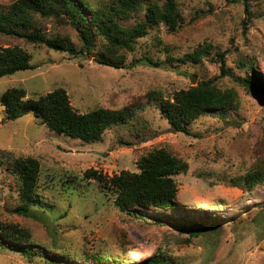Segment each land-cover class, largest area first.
<instances>
[{
  "label": "rangeland",
  "instance_id": "obj_1",
  "mask_svg": "<svg viewBox=\"0 0 264 264\" xmlns=\"http://www.w3.org/2000/svg\"><path fill=\"white\" fill-rule=\"evenodd\" d=\"M15 1L0 0V9L8 10ZM86 1L96 9L111 2ZM178 3L185 19L181 29H152L127 55L124 69L99 64L98 50L71 56L0 33L1 48H23L35 66L0 78V223L29 231L32 240L24 245L36 252L28 258L0 247V264H128L144 262L158 251L173 264H264V179L245 182L258 165L264 166V95L250 94L230 76L222 77L220 65L210 61L218 51L231 50L227 64L238 74L235 60L243 54L255 59L254 71L264 82V0H250L249 15L241 3L227 0ZM42 27L46 35L67 39L77 52L82 49L71 26L50 19ZM206 43L213 46V55L197 64L179 61ZM143 56L158 66L131 67L133 59ZM203 80L236 90L238 100L226 118L206 114L182 134L171 128L159 106L148 103L151 93L172 98L175 91ZM13 87L23 88L28 99L62 88L81 113L136 104L138 119L114 126L98 142L51 131L30 112L2 122L1 96ZM160 149L188 165L186 174L174 177L176 209L135 207L123 213L111 193L84 177L89 170L108 177L139 172L138 160ZM21 157L41 165L37 194L43 203L30 217L15 212L21 204L20 183L9 164ZM184 223L218 225V230L190 238L177 226Z\"/></svg>",
  "mask_w": 264,
  "mask_h": 264
},
{
  "label": "trees",
  "instance_id": "obj_2",
  "mask_svg": "<svg viewBox=\"0 0 264 264\" xmlns=\"http://www.w3.org/2000/svg\"><path fill=\"white\" fill-rule=\"evenodd\" d=\"M227 1L231 4L241 3L245 12L250 14V0ZM50 19L77 31L83 45L79 52L67 43V39L58 35H46L42 25ZM134 20L132 25H124ZM184 21L178 0H111L109 5L97 9L92 8L86 0H17L8 10L0 9L1 34L71 56L91 54L98 50L97 62L117 69H124L127 55L136 52L138 41L150 35L152 29L162 26L172 33L180 30ZM213 50V46L206 43L192 53L183 55L179 61L197 64L213 55ZM230 53L231 50L218 51L210 61L220 65L222 77L230 76L240 88L250 94L264 95V82L257 78L254 71L255 59L244 57L243 54L236 56L237 74L228 67ZM30 59V54L21 47H0V78L34 70L35 66L31 65ZM143 64L158 66L147 56H143L133 59L131 67ZM237 97L235 89L223 90L214 81L203 80L186 90L175 91L172 98L166 99L159 93H151L147 100L149 104L159 106L163 118L177 133L189 134L188 127L201 116H229ZM1 104L5 113L2 122L16 121L30 112L51 131L86 142H98L114 126L138 119L136 104L121 110L99 108L81 113L74 109L68 93L62 88L29 99L23 88H9L2 94ZM2 164L3 160L0 158V166ZM138 168L139 172L124 171L111 177L89 170L84 177L94 180L102 191L111 193L114 206L123 213L135 207L158 211L176 209L178 188L174 177L186 174L188 165L170 152L160 149L143 155L138 160ZM9 169L20 183L21 204L15 212L30 217L34 209L41 207L43 203L37 194L40 162L33 157H21L11 162ZM263 179L264 166L258 165L245 178V182L256 184ZM177 226L189 234L190 238H199L207 234L209 229L218 230V225L212 228L192 223ZM31 240L29 231L17 225L3 226L0 223V247L18 250L31 258L35 256V250L24 245ZM187 243L190 241L187 240ZM128 264H173V260L168 254L158 251L156 256L144 262Z\"/></svg>",
  "mask_w": 264,
  "mask_h": 264
}]
</instances>
